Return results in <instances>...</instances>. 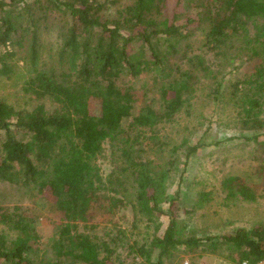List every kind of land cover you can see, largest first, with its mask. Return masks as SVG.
I'll return each instance as SVG.
<instances>
[{
  "label": "trees",
  "instance_id": "1",
  "mask_svg": "<svg viewBox=\"0 0 264 264\" xmlns=\"http://www.w3.org/2000/svg\"><path fill=\"white\" fill-rule=\"evenodd\" d=\"M165 1L133 0L109 17L106 5L117 0H0V75L11 74L12 63L19 59L28 71V101L16 106L0 99V181L49 199L61 214L41 255L36 219L21 205L0 203L1 264H115L119 259L111 253L125 233L114 221L116 211L129 205L136 227L143 216L151 221L162 212L166 202L169 219L162 236L128 245L140 264L174 263L177 252L200 255L229 244L237 255L228 254L232 264L264 258L261 224L216 235H178L175 200L166 188L168 171L159 172L157 163L135 148H120L121 158L114 160L110 173L103 178L100 172L97 159L104 142L115 146L119 136L121 142L130 139L122 132L125 120L154 131L186 106L190 78H199L206 67L197 54L185 52V66H180L170 62L168 53H180L181 43L188 45L184 40L195 35L194 25L212 41L245 36L248 24L257 41L264 38V0H225L181 23L175 21L177 12L171 19L165 14ZM51 13L58 15L60 25L45 60L42 32L57 17ZM148 70L160 79L157 107L133 114L135 87H119L118 77ZM254 75L247 80L264 91V63L254 68ZM244 83L236 79L235 90ZM234 95L236 117L243 128L254 131L240 138L255 141L261 134L255 131H264V100L254 94ZM200 146V140L191 143L186 155ZM93 223H110L114 234L92 238L79 229Z\"/></svg>",
  "mask_w": 264,
  "mask_h": 264
},
{
  "label": "rangeland",
  "instance_id": "2",
  "mask_svg": "<svg viewBox=\"0 0 264 264\" xmlns=\"http://www.w3.org/2000/svg\"><path fill=\"white\" fill-rule=\"evenodd\" d=\"M117 1L107 3L104 13L109 17L115 15L116 9L133 0ZM216 4H225V0H166L164 10L169 19L177 12L175 21L181 23ZM51 16L57 17L51 18L47 30L42 32L45 60L46 50L53 45L60 25L58 15L51 13ZM195 26V35L189 41L184 40L188 45L181 43L180 53H168L170 62L180 63V66H185L182 59L185 52L197 54L206 67L199 78L198 75L190 78L193 85L192 91L186 95V106L170 122L159 124L154 131L132 127L130 119L125 120L122 132L128 133L130 139L121 142L119 136L115 146L108 140L104 142L97 164L105 178L114 160L121 158L120 148L128 147L135 148L144 159L152 160L153 164L157 163L159 172L165 174L168 171L166 188L175 200L173 208L177 214L178 235H216L237 227L264 226V131H255L261 133L255 141L240 138L241 135H254V131L243 128L236 117L234 103V93L254 94L253 97L264 100V91L258 92L256 83L247 80L248 76L254 80V68L264 63V38L257 41L252 25L248 24L245 36L212 41L207 38L205 30ZM80 30L83 33L85 28L81 26ZM253 50L257 54H253ZM12 64L14 70L11 74L0 75V99L23 106L28 101L24 93L27 66L23 59ZM236 79L245 80L244 84L239 85V91L233 85ZM159 82L160 79H156L154 73L148 70L135 77L121 73L116 84L119 87H135L133 114H137L148 106L157 107L155 98ZM92 111L97 114L98 107L93 106ZM261 113L264 114V104ZM17 135L21 136V132H17ZM197 140H200L201 146L186 155L191 143ZM0 203L21 205L28 209L32 215L30 219H36V226L42 236L41 254L43 243L61 216L52 209L51 201L35 192L27 193L22 186L0 181ZM167 206V202L162 204V212L156 213L151 221L143 216L142 221L136 222V227L129 205L116 211L114 221L125 233L111 253L119 259L115 264H140V257H134L128 245L133 240L149 242L155 236H162L169 219L164 213ZM93 224L90 227L80 225L79 229L89 233L92 238L106 236L107 232L114 234L110 223ZM235 253L230 244L220 245L213 253L202 252L200 255L177 252L174 263L169 264H176L181 259L183 264H232L227 256H237Z\"/></svg>",
  "mask_w": 264,
  "mask_h": 264
},
{
  "label": "built area",
  "instance_id": "3",
  "mask_svg": "<svg viewBox=\"0 0 264 264\" xmlns=\"http://www.w3.org/2000/svg\"><path fill=\"white\" fill-rule=\"evenodd\" d=\"M242 264H264V258L254 262V263L248 262V261H243Z\"/></svg>",
  "mask_w": 264,
  "mask_h": 264
}]
</instances>
